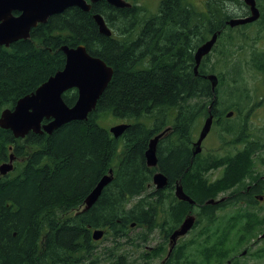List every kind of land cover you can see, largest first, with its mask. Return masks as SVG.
I'll list each match as a JSON object with an SVG mask.
<instances>
[{"label":"trees","instance_id":"1","mask_svg":"<svg viewBox=\"0 0 264 264\" xmlns=\"http://www.w3.org/2000/svg\"><path fill=\"white\" fill-rule=\"evenodd\" d=\"M231 1L245 8L242 0ZM226 2L207 0L200 11L189 0H162L152 14L136 3L116 9L100 1L87 13L69 8L33 28L29 39L0 46V115L63 68L64 45L84 46L113 70L85 121L67 123L50 136L29 133L23 139L0 129V165L14 158L12 172L0 176V264H135L125 244L136 229L145 234L154 229L161 191L149 190L156 172L169 185L178 183L194 202L173 198L169 214L175 227L194 213L199 234L195 242L168 253L160 248L156 257L167 254L160 264L264 259V248L252 249L264 229L256 207L264 195L256 172L264 166V137L247 139L224 118L227 109H235L227 104L228 93L243 92L246 71L232 57L248 43L250 26L229 28L226 20L236 14ZM256 4L261 11L259 0ZM94 14L103 17L110 37L99 34ZM215 33L216 44L194 75L196 49ZM256 50L244 65L264 79V47ZM227 68L234 83L228 89ZM209 74L218 78L216 91L205 78ZM76 98L75 90L63 95L68 106ZM209 109L218 138L232 134L223 144L236 151L193 157L192 145ZM105 116L127 125L120 138L112 137L111 127L98 125ZM158 135L157 167L149 168L145 152ZM238 144L243 147L235 149ZM217 169L222 170L218 178H205ZM110 170L111 182L82 212L84 200ZM98 229L104 236L94 241L92 232Z\"/></svg>","mask_w":264,"mask_h":264},{"label":"water","instance_id":"2","mask_svg":"<svg viewBox=\"0 0 264 264\" xmlns=\"http://www.w3.org/2000/svg\"><path fill=\"white\" fill-rule=\"evenodd\" d=\"M100 1L116 9L131 7L126 0H0V46L9 47L19 40L30 38V31L47 20L62 14L69 8H78L83 12H89L91 6ZM248 7L250 15L244 18H231L226 21L229 28L251 24L260 17L259 9L255 0H243ZM99 34L110 37L112 31L99 14L92 16ZM218 33L213 34L207 41L201 44L195 51L194 75H197L198 67L204 57L209 55L216 44ZM65 56V63L61 70L50 76L33 93L19 99L10 110L2 111L0 115V129L10 131L15 139H23L29 133L35 135H52L54 131L72 121H85L88 115L95 110L97 101L108 86L113 70L100 58L87 53L84 46L60 48ZM210 82L212 91L218 85V78L214 74L205 76ZM75 90L77 98L72 106H68L63 95ZM208 117L204 120L196 141L192 145V156L199 155L202 151V143L208 136L212 124L213 115L209 109ZM232 112L226 114L230 118ZM45 122V123H44ZM127 129V125L119 124L111 127L109 133L113 138L118 139ZM161 135L152 139L145 152L146 164L149 168L157 167L156 145ZM14 158L9 157L8 162L0 165V176H5L13 170ZM113 177L110 170L107 175L101 178L97 185L84 200L82 212L88 211L98 200L103 189L111 182ZM264 181V176L262 177ZM152 184L156 190H163L167 184V177L156 172L152 178ZM175 197L193 205L194 202L183 192L182 187L177 184ZM210 203H213L210 201ZM194 226V217L189 215L181 226L173 232L170 237V250L175 246L178 238L185 236ZM104 236L103 230L92 232L94 241ZM264 239V233L259 236ZM245 254V252H243Z\"/></svg>","mask_w":264,"mask_h":264},{"label":"rangeland","instance_id":"3","mask_svg":"<svg viewBox=\"0 0 264 264\" xmlns=\"http://www.w3.org/2000/svg\"><path fill=\"white\" fill-rule=\"evenodd\" d=\"M136 3L140 6H143L147 9L148 12L154 14L159 6V3L162 0H129V2ZM191 4H193L198 10L203 11L205 9L207 0H189ZM227 6L230 12L234 14H240L242 12V7L240 4L234 1L227 0ZM258 3V2H257ZM259 3L262 6L261 13L264 16V0H259ZM259 31V32H258ZM233 36H237L238 32L233 31ZM246 35L249 38L248 43L243 46V50L237 53L236 57H232L233 59L240 60L243 64L241 67L242 71H246L242 74L244 80L243 92H229L226 96V99L229 103L228 105L233 106L234 110L227 109V112L224 115L226 118V114L232 112L233 115L228 118V125L234 127L237 132L241 131V135L246 137L247 139H260L264 137V79L261 78L258 74L248 69L246 65H244V60H247L250 53L253 50L262 49L264 47V17L262 22H258L254 24L252 27L246 30ZM257 41L250 49V45ZM256 50V52L258 51ZM227 52L229 50H226ZM214 56H217V53H214ZM223 71V70H222ZM241 71V72H242ZM225 73L228 72V75L225 76V85L227 88V84H232V71L227 68L224 70ZM210 75V74H209ZM216 75V74H214ZM239 79V76L237 77ZM238 81V80H237ZM261 99V100H260ZM257 102H259L256 106H254ZM261 102V103H260ZM122 124L121 120H117L111 116H105L98 121V125L102 128L109 129L115 125ZM216 128V129H215ZM212 128L206 137L205 141L202 144L201 156L206 157L212 153H216L217 150L222 149L221 153L226 151L234 152V146H225L223 142H230L232 140V134L218 138L219 132L217 127ZM242 144H238L235 146V149L242 148ZM222 170L217 169L215 171H210L205 174V178L210 179L212 181L215 178H218L221 174ZM256 172L261 175H264V166L258 165ZM153 186V185H152ZM151 190H156L153 186L150 188ZM183 190V189H182ZM166 192L161 191V198L159 205L156 207V215L154 220V229L145 234L141 229H136L130 235V240L125 244V248L129 250L131 253V259L134 260L135 264H160L165 262L166 255H162L160 257H156L155 255L158 253L160 248H165L166 253L170 251V239L166 238L167 232L172 229L174 232L177 230L182 222L189 216L194 217V226L192 229L183 237L178 238L175 246L171 250H175L177 247L188 245V243L192 241H196L197 235V225L195 223L197 221V217L194 213H187L180 224L175 227V221L172 220L169 211L171 209L172 201L174 198V191L165 190ZM219 196L218 198H221ZM257 208L260 209V215L264 216V203L261 202L256 205ZM203 224V222H201ZM199 225L198 229L200 228ZM173 234V233H172ZM169 241V242H168ZM200 241V240H199ZM202 241V239H201ZM200 241V242H201ZM104 247L109 245L108 242L102 244ZM253 250L258 248H264V240L260 241L257 245L252 246ZM131 248V249H130ZM240 264H264L263 260H256L252 257L246 258L243 261H240Z\"/></svg>","mask_w":264,"mask_h":264},{"label":"flooded vegetation","instance_id":"4","mask_svg":"<svg viewBox=\"0 0 264 264\" xmlns=\"http://www.w3.org/2000/svg\"><path fill=\"white\" fill-rule=\"evenodd\" d=\"M127 2H129V0H126ZM243 1V0H242ZM256 1V0H255ZM130 4H132V1L131 2H129ZM257 5V4H256ZM259 12H260V17H259V19L256 21V22H254V23H251V24H246V25H242V26H238V27H244V26H250V27H252L254 24H256V23H258V22H261L262 21V19H263V17H262V13H261V11H260V9H259ZM250 15V12H249V9H248V7H246L245 6V8L244 9H242V12L240 13V14H236L235 15V17L234 18H244V17H248ZM229 20V19H228ZM227 21V20H226ZM226 24V23H225ZM235 28H237V27H235ZM231 29H233V28H231ZM205 141V140H204ZM203 141V142H204ZM203 144V143H202ZM264 176V175H263ZM262 176V177H263ZM262 177H261V180H262ZM177 184L178 183H175V184H173V185H169V184H167V186L163 189V192H166L165 190H169V191H174V197H175V189H176V186H177ZM160 191H162V190H160ZM176 198V197H175ZM177 199V198H176ZM258 199H259V203H261V202H263L264 203V195H260L259 197H258ZM178 200V199H177ZM180 201V200H179ZM194 205V204H193ZM172 233H173V231H171V234L169 235V236H166V238H169L170 239V237H171V235H172ZM188 233V232H187ZM186 233V234H187ZM263 233H264V229H263ZM262 233V234H263ZM185 234V235H186ZM261 234V235H262ZM168 235V234H167ZM199 234H197L195 237H197ZM257 240H260V239H257ZM264 240V239H263ZM170 241V240H169ZM168 241V242H169ZM262 241V240H261ZM193 242V241H192ZM192 242H190V243H192ZM259 243V242H258ZM257 243V244H258ZM189 244V243H188ZM256 244V245H257ZM183 246V245H182ZM182 246H180V247H182ZM178 248V247H177ZM244 255V254H243ZM243 255H241V256H243Z\"/></svg>","mask_w":264,"mask_h":264},{"label":"bare ground","instance_id":"5","mask_svg":"<svg viewBox=\"0 0 264 264\" xmlns=\"http://www.w3.org/2000/svg\"><path fill=\"white\" fill-rule=\"evenodd\" d=\"M112 31V30H111ZM218 88V87H217ZM216 91V90H215ZM214 101V100H213Z\"/></svg>","mask_w":264,"mask_h":264}]
</instances>
